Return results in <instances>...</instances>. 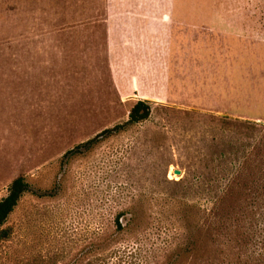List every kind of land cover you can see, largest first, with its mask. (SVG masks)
<instances>
[{
  "label": "rangeland",
  "instance_id": "374dc122",
  "mask_svg": "<svg viewBox=\"0 0 264 264\" xmlns=\"http://www.w3.org/2000/svg\"><path fill=\"white\" fill-rule=\"evenodd\" d=\"M262 122L264 0H0V264L242 262Z\"/></svg>",
  "mask_w": 264,
  "mask_h": 264
},
{
  "label": "trees",
  "instance_id": "16d2710c",
  "mask_svg": "<svg viewBox=\"0 0 264 264\" xmlns=\"http://www.w3.org/2000/svg\"><path fill=\"white\" fill-rule=\"evenodd\" d=\"M150 114V103L147 100L139 99L130 109L127 121L104 130L102 135L110 136L116 134L131 125L147 120ZM226 119V116L222 117L223 122H225ZM260 124L264 125V122ZM252 129H256L254 125ZM96 139L98 138L88 141V145L94 143ZM260 141H264V134L259 142ZM72 152L73 150H70L65 155ZM223 173L224 177L222 178L225 179V177H227V170L223 169ZM233 175L236 176V174ZM27 191H29V184L23 176L16 177L10 183L7 195L0 200V227L4 225L8 216L16 207L19 199ZM262 196H264V193ZM255 198H257V200L252 203V213L249 217L244 216L241 219L237 218L236 221L233 222L234 226L239 228L242 232L240 235V238H242L241 242L237 243V248L239 247L241 255H238L237 258L243 261H238V264H264V198L260 199V195H257ZM209 216L212 220L218 218V214L216 213H213V215L209 214ZM8 236L9 232L7 229L0 230L1 239H6Z\"/></svg>",
  "mask_w": 264,
  "mask_h": 264
},
{
  "label": "water",
  "instance_id": "95a60500",
  "mask_svg": "<svg viewBox=\"0 0 264 264\" xmlns=\"http://www.w3.org/2000/svg\"><path fill=\"white\" fill-rule=\"evenodd\" d=\"M174 173H175V174H181V171L178 170V169H175V170H174Z\"/></svg>",
  "mask_w": 264,
  "mask_h": 264
}]
</instances>
